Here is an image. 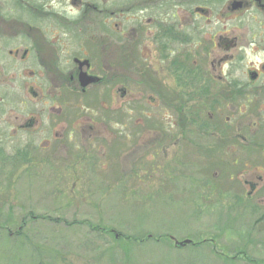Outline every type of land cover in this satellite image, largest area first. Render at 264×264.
<instances>
[{
	"label": "flooded vegetation",
	"instance_id": "obj_1",
	"mask_svg": "<svg viewBox=\"0 0 264 264\" xmlns=\"http://www.w3.org/2000/svg\"><path fill=\"white\" fill-rule=\"evenodd\" d=\"M211 18L249 28L209 34ZM129 84L162 111L180 101L182 126H126ZM129 133L183 167L199 208L264 214V0H0L1 159L14 146L73 168L116 150L119 181Z\"/></svg>",
	"mask_w": 264,
	"mask_h": 264
},
{
	"label": "rangeland",
	"instance_id": "obj_2",
	"mask_svg": "<svg viewBox=\"0 0 264 264\" xmlns=\"http://www.w3.org/2000/svg\"><path fill=\"white\" fill-rule=\"evenodd\" d=\"M248 24L211 18L204 30L228 35L234 26L245 31ZM240 72L235 69L234 76L242 79ZM127 88L132 96L125 103L126 126H144L146 115L169 112L172 125L182 126L180 101L178 108L162 111V103H147L152 95L147 86ZM136 102L139 108L131 110ZM243 104L233 111L237 118ZM132 135L119 181L116 150L96 165L90 156L78 158L73 168L40 162L14 146L5 150L10 160L0 157V264H264V244L258 241L264 242V214L199 208L202 200L193 190L186 196L183 167L167 161L149 139L132 146ZM169 235L193 244L178 247Z\"/></svg>",
	"mask_w": 264,
	"mask_h": 264
},
{
	"label": "water",
	"instance_id": "obj_3",
	"mask_svg": "<svg viewBox=\"0 0 264 264\" xmlns=\"http://www.w3.org/2000/svg\"><path fill=\"white\" fill-rule=\"evenodd\" d=\"M89 82H91V81H89V80H87L86 78H84V79L81 80V85H82L83 87H85V86H87V84H88ZM170 239L173 240V241H174V244H175V245H178V246H185L186 244H189V243H190V240H188V239H184V240H182V241H177V240H175L172 236L170 237Z\"/></svg>",
	"mask_w": 264,
	"mask_h": 264
},
{
	"label": "trees",
	"instance_id": "obj_4",
	"mask_svg": "<svg viewBox=\"0 0 264 264\" xmlns=\"http://www.w3.org/2000/svg\"><path fill=\"white\" fill-rule=\"evenodd\" d=\"M153 238V237H152ZM166 238V237H165ZM145 239V238H144ZM146 239H149V237L148 236H146ZM155 239H157V240H160V239H163V238H155ZM168 241H170L168 238H166ZM202 240H204V239H202ZM202 240H201V243H202ZM206 240V239H205ZM171 242V241H170ZM197 242H194V244H196ZM199 244V243H198ZM203 244V243H202Z\"/></svg>",
	"mask_w": 264,
	"mask_h": 264
}]
</instances>
